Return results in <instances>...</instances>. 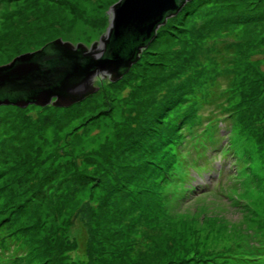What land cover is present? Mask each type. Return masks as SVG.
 I'll list each match as a JSON object with an SVG mask.
<instances>
[{
  "label": "rangeland",
  "instance_id": "obj_1",
  "mask_svg": "<svg viewBox=\"0 0 264 264\" xmlns=\"http://www.w3.org/2000/svg\"><path fill=\"white\" fill-rule=\"evenodd\" d=\"M117 1L0 0V65L57 39L90 48ZM187 10L160 27L130 73L97 80L83 100L0 105V239L9 235L1 241L8 264H212L193 250L264 239V0H194ZM191 83L176 105L158 104ZM195 96L204 103L196 117L203 124L186 132L185 147L203 139L211 162L227 155L226 191L194 192L183 202L165 197L159 210L145 195L143 169L122 184L113 164L126 154L132 170L139 142L146 141L139 150L156 151L171 128L185 130ZM128 135L133 143L123 149L118 143ZM242 167L250 185L236 171ZM190 213L210 216L204 227L213 223L198 246Z\"/></svg>",
  "mask_w": 264,
  "mask_h": 264
},
{
  "label": "water",
  "instance_id": "obj_2",
  "mask_svg": "<svg viewBox=\"0 0 264 264\" xmlns=\"http://www.w3.org/2000/svg\"><path fill=\"white\" fill-rule=\"evenodd\" d=\"M190 0H118L108 10L105 33L90 48L53 40L0 65V105L69 106L116 81L136 63L158 28Z\"/></svg>",
  "mask_w": 264,
  "mask_h": 264
},
{
  "label": "trees",
  "instance_id": "obj_3",
  "mask_svg": "<svg viewBox=\"0 0 264 264\" xmlns=\"http://www.w3.org/2000/svg\"><path fill=\"white\" fill-rule=\"evenodd\" d=\"M193 1L194 0H190L188 2H190L189 4H191ZM186 4L177 14L185 10L188 12L187 8L189 4L188 5ZM168 20L169 18L167 19L165 24L168 22ZM160 27L158 28L154 39L157 37ZM154 39L150 42L147 48L151 45V43H153ZM136 63H134L131 66V68L128 71L129 73L132 71V68L136 65ZM191 85L192 83L185 90H182V91H179L178 88L169 90V95L168 93L165 94L164 100H159L158 104H160L161 107L163 108L176 105L177 103H179L180 99H182L187 94L186 91ZM188 98H186V100ZM191 101L193 103L191 104L190 110L188 111L186 117H184V120H183L184 122L183 124L186 125L185 130L182 129L181 125L176 126V128H171L170 129L171 131H169V134H167L163 138L161 144L159 145L156 151H154L153 149L151 151L150 150L149 151L139 150L140 147L146 144V141H143L141 145L139 142L134 151L136 153L138 151V156H139L138 162L139 163L137 164V167L133 168L132 170H130L131 167L129 168V165H130V163H128L129 158H127L128 155L126 154L125 155L123 154V156L121 157L119 154H117V159L115 158L116 163L113 164V167L116 169L114 173L116 174L115 180L119 182L122 181V184L129 181L130 177L132 176V175H129V172H132L133 174V172H138L137 168L139 169V171L143 169L141 173L142 175H145V178L147 180V182L144 183L146 184L145 185V191H146L145 195L149 197L152 196L153 202L159 210L163 209L162 204H163L164 198L171 197L168 191V187L171 183H173L174 185L177 183L175 173L179 168L183 166V162L187 164L186 162L187 158H189L190 160L192 150L196 151L202 158H207V156H205V151H206L205 146H206L207 141L203 139L194 138V140H192L191 143L188 144V148L185 147V143H187V140H186L187 133L186 132L191 133L193 130L198 131L199 126L203 124L201 122L200 117L198 121L196 120V117L201 115L200 108L204 104L203 100L195 96L192 98ZM213 101L214 103H217L216 99H213L212 102ZM221 105H220L221 109L229 112L230 114H233V111H231V109L228 108L226 104H224L226 110L224 109L223 104ZM163 114L164 112L161 115ZM161 115H160L159 121L161 120ZM178 116H179L178 118L180 119L181 116L180 115ZM214 121L218 122V119L215 118ZM158 123H156L155 126L153 125L150 129L153 130L154 128H156L159 125ZM133 137L134 135H128L126 139L124 141L119 142L118 145L123 149H126V147L130 149L133 143V139H134ZM136 141H139V140H136ZM222 155H225V153H222ZM235 156L236 157L238 156V152L237 154L235 153ZM147 157H149V159H146ZM241 159L243 160L247 159V161H250L248 153L241 155ZM237 173L244 174L245 168L244 167L238 168ZM121 175H123L122 179L120 178ZM252 175H253V172H252ZM186 178L187 176L184 177V180ZM243 178H246L248 180L247 174H244ZM135 179L139 180L138 177H135L133 178L132 181H134ZM247 183L248 185H250L249 180ZM225 191L226 190L220 193H216L212 191L211 194L213 196H217V195L219 196L223 194ZM203 205H207V204H203ZM188 207H186V209ZM250 211L254 213L252 210ZM190 214L192 215V218L190 221V225H188V229H191L189 231L192 235V240L195 242L194 244L198 246L202 244L200 242V238H201L202 233L204 232V228H206L207 226L212 227L213 223L204 227L205 222L210 219V216H208L207 214H202L201 216L203 217L201 218L200 216H198L197 213L196 214L194 213V215L192 213ZM117 216H118V213H117ZM103 217L101 218L99 224L102 227V234L107 235L105 233V229H107V227L109 226V221L106 219V217H104V220H103ZM214 223L216 224L218 223V221ZM199 224H201L200 227H199ZM125 227L127 226L125 225ZM255 231H261V230H255ZM173 237L174 236H170V238L167 239V242L170 239H173ZM249 238H250V235H248V239H246L247 241L243 247L240 244L237 245L235 244V242H233V244H231V247L225 251H223V248L214 249L210 252L209 251L199 252V249L195 248L193 251L197 252L195 253V256H198L199 258H201L200 262H209V261L212 262L213 261L212 264H264V239L263 237L259 235V237H253L252 239H249ZM7 239H9L8 234L1 236V239H0V264H8L7 256L4 253L5 247L1 243V241H6ZM240 248H242L243 250ZM4 256H6V258H4Z\"/></svg>",
  "mask_w": 264,
  "mask_h": 264
}]
</instances>
